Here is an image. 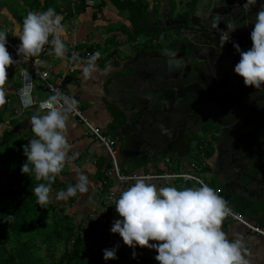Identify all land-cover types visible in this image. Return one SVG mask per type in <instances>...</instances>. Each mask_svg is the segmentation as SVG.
<instances>
[{
  "label": "water",
  "instance_id": "water-1",
  "mask_svg": "<svg viewBox=\"0 0 264 264\" xmlns=\"http://www.w3.org/2000/svg\"><path fill=\"white\" fill-rule=\"evenodd\" d=\"M244 3L196 0L194 8L183 7L186 12L191 10L187 18L168 16L152 23L157 28L188 23L193 27L194 17L202 15L197 29L185 26L175 31L180 39L188 40L182 43L181 57L174 58V51L168 55L166 48L163 52L132 51L131 64L121 70L125 85L112 83L123 95L122 114L115 116L114 128L122 161L161 153L183 158L198 142V136L213 131L219 136L217 152L225 148L218 158L223 155L228 172L239 174L240 179L255 177L259 186L251 193L264 191V91L246 86L243 77L234 72L240 59L234 43L244 51L251 48L250 32L264 0H257L247 11ZM240 4L242 11L230 12ZM229 22L237 26L235 30L229 31ZM184 29L188 32L182 33ZM226 32L229 39L222 45L221 36ZM231 77L234 81L229 83ZM214 93L220 98H197Z\"/></svg>",
  "mask_w": 264,
  "mask_h": 264
},
{
  "label": "clouds",
  "instance_id": "clouds-1",
  "mask_svg": "<svg viewBox=\"0 0 264 264\" xmlns=\"http://www.w3.org/2000/svg\"><path fill=\"white\" fill-rule=\"evenodd\" d=\"M256 3L257 0H245L243 8L247 11ZM236 27L229 22V31ZM63 32L62 18L54 8L39 13L30 11L15 30V36L20 40L17 55L32 58L42 51L44 45L51 44L50 51L57 57H63ZM7 34L0 30V103H3L6 69L16 63L6 47ZM250 37L252 46L246 51L234 43L240 54L234 72L243 77L246 86L264 91V3L256 13ZM228 39L226 32L221 36L222 45ZM99 56L97 51L88 58L82 69L86 78L95 70ZM75 103L68 96L55 92L40 102L39 108L45 111L30 118L34 135L22 146L27 159L21 166V172L27 175L34 173L37 181L47 182H40L32 189L41 207L49 202L51 185L66 161L73 158L68 155L71 146L64 130L67 113L73 110ZM76 173L78 182L58 191L57 200H67L77 191H87L89 177L79 169ZM150 180V176L133 177L134 182L115 200V209L121 218L114 220L110 231L119 233L126 245L133 249L137 245L156 249L155 259L159 264H249L242 254V241L229 240L222 230L224 218L231 210L211 186L201 181L199 186L178 188L171 184L158 186ZM11 218L12 215H6L3 219L10 222ZM116 250L117 246L103 249L104 260L116 259ZM135 255L133 251V257Z\"/></svg>",
  "mask_w": 264,
  "mask_h": 264
},
{
  "label": "trees",
  "instance_id": "trees-1",
  "mask_svg": "<svg viewBox=\"0 0 264 264\" xmlns=\"http://www.w3.org/2000/svg\"><path fill=\"white\" fill-rule=\"evenodd\" d=\"M99 1V10H101L107 0ZM110 1L119 10H127L129 12L131 20V28H129L130 41L137 40L142 34H151L152 32L155 33V31H157L155 35L158 34L160 38L167 31L173 30L172 27L157 29L156 26L152 25L154 21L152 22L151 16L156 13V10L150 13L148 0ZM54 2L56 0H44L43 4L40 0H24L25 6L18 1L16 6L8 4L10 10H12L13 17L23 22L24 17L30 11L37 12L40 9L54 8L56 13H59L60 8L52 5L55 4ZM75 2L78 3L75 13L67 14L66 16L73 17L75 14L85 11V0H75ZM170 2L174 10L178 2L176 0H170ZM179 4H181L182 8L185 6L181 0ZM9 27H11V24H9ZM7 39L17 49L20 40L16 37H11L9 33L7 34ZM177 44L178 41L175 40L170 44V47L176 48ZM50 46L51 44L44 45L38 55L44 57ZM82 46L84 45L81 44L80 48ZM156 46L158 49L163 50L169 45L165 46L159 42ZM6 47L16 63L7 67L10 70L2 86V90L4 89L3 103H0V123L3 126L0 132V264H159L155 259L157 255L156 249L139 245L135 249L130 246L126 250L117 249L116 259L104 260L102 250L114 246L109 243V234L104 229L112 218L106 223L100 224V220L90 217L88 213L84 218L82 217L78 220V217L70 212L77 200V193L75 196L69 197L65 201L66 204L56 199V193L64 190L67 184L65 178L68 173L67 162L61 173L57 175L55 182L51 185L50 200L47 205L41 207L37 204V199L32 189L40 182H47L37 181L34 173L27 175L21 172V166L27 159L23 153L22 146L27 144L34 135L30 124V117L34 115V108L22 110L15 94L16 90L10 91V88H16L19 84L21 85V69L30 68L31 63L17 55L7 44ZM88 48L92 49V51L96 50ZM41 88H45V83L40 77L35 76L34 93L37 94ZM24 114L30 117L26 118ZM114 128H116L115 121L110 126L113 137H115ZM95 141L97 140L95 139ZM208 154H211V152ZM118 156L120 162H122L120 155ZM195 159H197V155L193 160ZM108 164L109 160L105 151V155L99 156L96 160V172L97 177L101 180V188L106 193L110 187L115 186L114 181L111 179L108 180L107 184H103L105 178L104 170ZM171 168L169 170L164 168L151 174H160L170 171ZM172 170L174 171V168ZM206 170H209V165L203 168L199 174ZM150 182L156 183L158 186H161V183H164L162 186L171 184L178 188L199 186L200 184L195 180L184 181L181 178L168 184L165 183L164 179L160 178L152 179ZM211 187L215 191L219 189L215 185H211ZM220 190L216 192L225 199L232 212L240 214L248 223L264 229V204L258 205L239 195L229 194V191L222 188ZM53 191H56L54 198L51 196ZM6 215H12L10 222L3 219ZM116 216H119V214ZM232 225L247 229L244 236L248 235L249 237L252 233L262 235L252 231L246 224L229 214L224 218L221 226L222 230L229 234L228 232L230 226L233 227ZM227 238L233 240L230 236ZM243 239H241V250L242 254L247 255L248 251L251 250V246L247 244L248 241L244 242ZM150 243L156 242L150 241ZM133 251L136 252L135 257H133Z\"/></svg>",
  "mask_w": 264,
  "mask_h": 264
},
{
  "label": "crops",
  "instance_id": "crops-1",
  "mask_svg": "<svg viewBox=\"0 0 264 264\" xmlns=\"http://www.w3.org/2000/svg\"><path fill=\"white\" fill-rule=\"evenodd\" d=\"M6 1L8 2V0ZM40 1L43 4L44 0ZM148 1V10L150 13L153 12V10H156V13L151 16L152 22L162 20L164 17L168 16H172L174 18L172 14L175 10L178 11L181 9L182 12H186L181 7V4H179L180 0H176L178 3L174 10L172 9L173 7L170 0ZM18 2L24 5V0H19ZM54 3L55 4H52L53 6L60 8L58 14L62 18V25L64 28L61 39L65 44V55L63 57H57L54 52L50 51L52 48L51 45L47 49L44 57H42V55H37L32 58L36 59L42 68L50 72V82L58 84L60 81L63 80L64 82L65 80L66 85L63 87V91L66 96H68L70 100H75V104L82 109L84 116L91 124L100 126L105 132L110 134L108 129L114 121L116 123L115 116L122 114V106H120V104L123 101L122 93L116 89L117 85L112 87V83H117L119 81L125 85L126 78H123L124 73H121V70L125 65L131 64H128V62H130L129 59L131 57V52L136 50H160L156 46L159 42L162 45L164 44L165 46H168L175 40L172 39V37L167 39V37L170 36L168 33L166 37L160 36L162 39H157V37L146 38V36V39L139 37L135 41H130L129 28H131V20L129 12L127 10H119L110 0L106 1L101 10H99V0H85V11L75 14L73 17L66 15L75 13L78 5L75 0H56ZM183 5L186 4L184 3ZM194 6L195 2L192 8H194ZM43 11L45 10L40 9L37 13ZM2 17H4V22H1ZM0 22L1 24L3 23L2 31L9 33L11 37L19 39V37L15 36V30L16 27L22 24V22L13 17L9 4L2 1H0ZM9 24H11V27H9ZM73 42H78L80 45H84L82 48L89 49L88 47H90L96 49V51L100 53L99 58L95 61V70L87 78L82 72L83 67L87 63V59L75 72H67L66 58ZM143 42H147L148 44H151V46L149 48L140 47L139 45L143 44ZM153 45H155V47H152ZM166 49H169V47H166ZM12 50L16 53L14 49ZM170 56H172V54ZM173 56L174 58H177L182 55L179 51H176ZM233 81L234 78L231 77L228 82L232 83ZM19 86L20 84L16 88ZM16 88L12 87L10 88V91H15ZM110 90H113V92L111 93ZM35 95L38 98V93ZM33 112L34 115L43 113V111L38 108H34ZM24 116L26 118L30 117L26 114H24ZM67 117L64 134L71 146L68 155L73 158L66 161L68 173L65 177L67 183L65 190L69 185H75L78 182V176L76 173L77 169L85 173L89 177L87 191L83 193L77 191V200L73 206L76 217L80 215L79 213L86 216L88 213L91 214L92 212L101 217L102 215H105L106 212V206L103 202V197L106 196V191L104 192L101 188V180L97 177L96 160L99 156L105 155V151L102 146L95 141L90 134H88L86 124L70 112L67 113ZM201 138H203L204 141H207L205 140L206 137ZM198 142L193 144V147L195 146V150L200 147L203 140L200 139ZM209 148L210 147H208V149ZM209 152H211V154H209V170L204 172L206 174L210 173L209 176L211 178V184L219 188L216 190L217 192L222 188L223 190L229 191V194L239 195L254 202L255 204H264V197L262 195H258L256 198L254 196H247L246 194L244 195L241 193L239 189L234 190L233 185L229 186L226 179L221 177L215 168V145H213V147L211 146ZM182 153L186 154L183 150ZM196 155L197 152L195 153V151H191L183 158H175L170 154L161 153L155 157L150 155L139 156L138 158L130 159L127 162L122 161L121 158L120 159L123 162L122 166L124 167L125 172L149 174L164 169L162 162L166 157L170 158V162L172 158L176 160V163L174 164L176 166L175 168L178 170L182 169L184 171L189 169V163L194 159V157H196ZM183 159H185V163L187 162L186 165L185 163H182ZM131 165L134 167L132 168L133 170L129 172ZM199 175L202 177L201 174ZM202 179L206 182V184H208L204 177H202ZM253 187L255 186L252 185L251 188ZM246 230L247 229H244L241 226H230V230L228 232L229 234L226 233V236H230L233 240H241L244 238L243 241H248L247 244L251 246V250L248 251L247 255L243 254L249 264H264V235L260 236L252 233L249 237L248 235L244 236V234H246Z\"/></svg>",
  "mask_w": 264,
  "mask_h": 264
},
{
  "label": "built area",
  "instance_id": "built-area-1",
  "mask_svg": "<svg viewBox=\"0 0 264 264\" xmlns=\"http://www.w3.org/2000/svg\"><path fill=\"white\" fill-rule=\"evenodd\" d=\"M7 45L16 51L14 44L10 40L7 39ZM97 52L92 51L87 48H80V44L78 42H73L70 51L67 54L66 62H67V72L73 73L80 65L93 54ZM17 53V51H16ZM76 54L75 57L73 54ZM30 61V68H22L20 72L21 77V85L16 89L15 94L17 96L18 102L22 108V110L31 109V108H39V104L41 101L47 99H39L34 93V78L35 76L40 77L41 80L45 83V88L50 92V96L55 92H59L61 96H66L63 91V87L66 85L64 80L60 81L58 84L50 82V72L44 68L36 61L34 58H24ZM59 107V105H58ZM41 110V109H40ZM74 116H77L84 124H86L88 128V134H90L93 138H95L98 143L105 149L107 153V157L109 160L108 166L104 170L105 178L103 180V184H107L108 180L111 179L114 181L115 186L110 187L109 191L106 193V197L104 198V204L106 206V210L109 209L107 215L99 216L96 220H100V224L106 223L109 219L117 215L115 209V200L119 196L120 192L127 188L130 183L134 182L133 177H143L150 176L152 179H164L165 183H171L179 178L184 181L187 180H195L197 182L206 183L202 177L199 175V172L209 165V157L206 152L201 149L197 152V159L192 160L189 163V171L183 172H175V171H165L160 174H136V173H126L123 170L121 162L119 160V145L118 139L113 137L111 134L104 131L100 126H95L91 124L88 119L84 116L82 109L75 104V107L72 111H70ZM166 162H170V158H165ZM230 215H232L235 219L243 222L246 226L252 231L264 235V229L248 223L243 219V217L231 211ZM92 218L96 216L91 214Z\"/></svg>",
  "mask_w": 264,
  "mask_h": 264
},
{
  "label": "flooded vegetation",
  "instance_id": "flooded-vegetation-1",
  "mask_svg": "<svg viewBox=\"0 0 264 264\" xmlns=\"http://www.w3.org/2000/svg\"><path fill=\"white\" fill-rule=\"evenodd\" d=\"M190 1H192V2H196V0H190ZM243 4H240V5H238L239 7L238 8H236V7H232V9H231V11L230 12H232V11H242V8H241V6H242ZM185 7H188L187 5H185ZM190 8V7H189ZM189 14H190V11L188 12V14L185 16V15H183L184 17H188L189 16ZM197 17H194L195 19H194V26L193 27H191L190 26V24L188 23L187 25H184V26H182V25H178V26H175L174 28H173V30L174 31H179L181 28H183V27H189V28H191V29H193V30H195V29H197L195 26H200L201 24H202V22H201V19H200V17L202 16V15H196ZM157 29H159V28H157ZM182 33H187L188 32V30L187 29H184V30H182L181 31ZM172 39H174V40H176V41H178V46L175 48V47H170V45L168 46L169 47V49H167L168 51H166L167 53H169V51H170V53L168 54V55H171L172 54V52L174 51V52H176V51H180V50H183V44L182 43H188V40H187V38L186 37H183L182 39H180V37H178L177 35L175 36V35H173L172 36ZM182 40V41H181ZM172 50H171V49ZM159 51H162V50H159ZM163 52V51H162ZM175 54V53H174ZM197 98L198 99H200V100H203V101H212V100H214V99H218V98H220V94H218V93H214V94H207V95H203V96H197ZM223 98H225V99H228L226 96H224ZM204 137H206V139L205 140H207V141H204V139L203 138H201V140H203V144H200V147L204 150L205 149V152H206V154H207V156L209 157V154H208V147H211L212 145H215V168L217 169V173L221 176V177H224L225 179H226V182L229 184V186L230 185H233V189L234 190H238L239 189V191L241 192V193H243L244 195L246 194L247 196H254L255 198L258 196V195H264V191L262 192V191H255L254 193L252 192L251 193V190L250 189H256L259 185L257 184V180H256V178L255 177H250L249 179L248 178H246V177H243L242 176V179H240L241 178V176L238 174V175H233L232 173H230V172H228V170H227V167H226V162L224 161V157H223V155H220V157L218 158V156H219V153L220 154H222L223 153V150L225 149V148H223L222 147V150L220 151V152H217V149H216V145L218 144V142H219V136H218V134H217V132H213L212 131V134H205L204 135ZM209 139V140H208ZM213 139V140H212ZM210 142H211V144H210ZM199 143V142H198ZM211 146H210V145ZM118 145H119V141H118ZM208 146V147H207ZM195 147V146H194ZM193 147V145H192V147H191V149H190V152L192 151H195V153L199 150V149H201L200 147L198 148V149H196L195 150V148ZM206 149H207V151H206ZM223 158V159H222ZM227 165H228V163H227ZM256 171V170H255ZM250 172H253V170H251ZM230 173V174H229ZM240 180H242V181H240ZM255 186V187H253V188H251V186ZM247 188H249V189H247Z\"/></svg>",
  "mask_w": 264,
  "mask_h": 264
},
{
  "label": "rangeland",
  "instance_id": "rangeland-1",
  "mask_svg": "<svg viewBox=\"0 0 264 264\" xmlns=\"http://www.w3.org/2000/svg\"><path fill=\"white\" fill-rule=\"evenodd\" d=\"M0 1H2V2H5V3H9L11 6H16V2L17 1H19V0H8V2L6 1V0H0ZM183 1V3H185L188 7H191L192 8V6L194 5V2H192V1H190V0H182ZM23 6H25V5H23ZM188 14V12H182V10L180 9V10H175L174 12H173V16L174 17H176V16H178V15H187ZM23 15V14H22ZM4 17H2V19H1V22H4L3 19ZM1 22H0V30H2V25H3V23L1 24ZM155 33H157V31H155ZM155 33L154 32H152L151 34H142V35H140V38L141 37H143V38H145L146 36V38H150V37H155L156 38V36H158V34L157 35H155ZM167 33H169L170 34V36H168L167 38H169V37H172L173 35H177L176 34V32L174 31V30H172V31H167L165 34H164V36H166L167 35ZM145 38V39H146ZM157 39H162V38H159V36L157 37ZM155 42H156V40H155ZM154 42V43H155ZM140 47H147V48H149L150 46H151V44H148L147 42H143V44H141V45H139ZM152 47H155V45H153ZM10 70V68H7L6 69V71H7V74H8V71ZM3 91H4V89H3ZM50 96V92L49 91H47V89L46 88H41V89H39V91H38V98L39 99H45V98H48ZM42 111H45V110H42ZM7 116H8V114H7ZM8 118V117H7ZM31 118V117H30ZM3 126L1 125V123H0V132L2 131V128ZM109 130V132H110V134H112L113 135V133H112V129H108ZM200 139H201V137L200 136H198V141H200ZM212 147H213V145H212ZM211 148V147H210ZM210 148L208 149V152L210 151ZM210 153V152H209ZM176 160L175 159H173L172 158V160H171V162H166L165 160L162 162V165H163V167L164 168H166V169H168L169 170V168H174V170L175 171H183L182 169L181 170H178L177 168H175L176 166H175V164L174 163H176L175 162ZM182 163H185V159H183L182 160ZM187 164V162L185 163V165ZM121 165H123V162H121ZM188 166V165H187ZM123 167V166H122ZM134 166H130V169H129V172L130 171H132ZM123 170H124V167H123ZM125 171V170H124ZM184 171H189V169H186V170H184ZM127 173V172H126ZM131 173V172H130ZM210 174V173H209ZM209 174H206L205 172H201V175H202V177H204L205 179H206V181L208 182V185L209 186H213V184H211V178H210V176H209ZM213 182V181H212ZM156 184V183H155ZM162 185H164V183H161ZM161 185V186H162ZM65 190V189H64ZM55 192L56 191H53L52 193H51V196H52V198H54V195H55ZM104 195V194H103ZM102 195V196H103ZM101 196V197H102ZM106 197V196H105ZM105 197H103V202H104V198ZM62 202H64L63 204H66L65 203V201L66 200H61ZM71 213H74L75 215H76V213H75V211H74V208L73 209H71V211H70ZM92 212V211H91ZM108 212H109V209H107L106 210V212H105V214H108ZM80 215H78L77 217H78V220L79 219H81L82 217L84 218V216L81 214V213H79ZM90 214V213H89ZM91 214H94L96 217H95V219L97 218V217H99L97 214H95L94 212H92ZM91 214H90V216H91ZM118 214V213H117ZM82 215V216H81ZM100 218V217H99ZM119 218H121V217H119V216H116L115 218H113L112 217V220H110V222H109V224H107L105 227H104V229H105V231L109 234V238H110V242L109 243H111V244H113L114 246H117V249H124V250H126L127 249V247H128V245H126L124 242H123V239H122V237L119 235V233H113V232H111L110 231V228H111V226H112V224H113V222H114V220L115 219H119ZM58 255H59V253H58Z\"/></svg>",
  "mask_w": 264,
  "mask_h": 264
}]
</instances>
